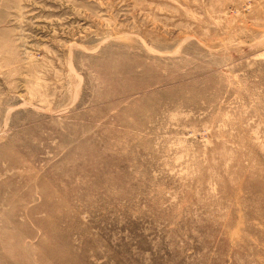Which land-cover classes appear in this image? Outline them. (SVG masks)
Listing matches in <instances>:
<instances>
[{
  "label": "rangeland",
  "instance_id": "1",
  "mask_svg": "<svg viewBox=\"0 0 264 264\" xmlns=\"http://www.w3.org/2000/svg\"><path fill=\"white\" fill-rule=\"evenodd\" d=\"M0 264H264V0H0Z\"/></svg>",
  "mask_w": 264,
  "mask_h": 264
}]
</instances>
